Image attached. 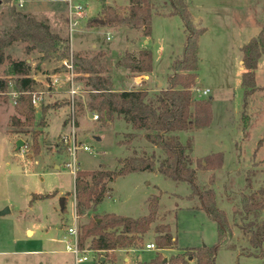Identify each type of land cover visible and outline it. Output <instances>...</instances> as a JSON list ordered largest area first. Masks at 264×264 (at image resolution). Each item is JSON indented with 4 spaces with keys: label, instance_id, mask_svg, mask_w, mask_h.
I'll list each match as a JSON object with an SVG mask.
<instances>
[{
    "label": "rangeland",
    "instance_id": "1",
    "mask_svg": "<svg viewBox=\"0 0 264 264\" xmlns=\"http://www.w3.org/2000/svg\"><path fill=\"white\" fill-rule=\"evenodd\" d=\"M183 1L195 21L202 23L196 26L206 29L198 39V81L191 91L194 99H210L212 118L209 126L205 128L180 132L179 139L183 144L189 142L191 144L187 156L191 160V168L195 170V185L203 191L212 190L215 193L217 208L226 215L230 230L223 235L220 243L231 250L236 247L237 252L243 255L253 254L251 257L238 256L236 252L225 250L221 246L215 261L216 264H264V248L261 255L257 256L259 250L249 248L238 229L250 221V219L245 220L243 216L240 203L242 197L248 196L251 191L264 189V54L255 70V91L247 98L245 107H243L244 90L240 85L244 71L241 64V48L264 28V0ZM72 2L85 6L88 15L74 27L76 31L72 35L68 25V9L64 8L67 7L66 1L33 0L25 3V7L60 9L52 22L45 17L37 18L45 20L53 32L68 39V57L72 54L73 58L81 57L89 61L96 54H100L105 75L111 73L113 90L147 88L151 94H156L167 85L172 61L182 54L185 44L180 16L163 15L172 10L167 0H151L150 36H141L140 31H130L126 28L112 29L96 22L101 20L100 6L103 3L125 8L128 4L127 0H108V2L72 0ZM10 6L20 11L15 0H0V32L10 27L8 17ZM81 29H91V31L77 33ZM70 36L74 49H80L78 52L72 51ZM131 38H136L134 39L136 42H132ZM27 45L25 42L13 43L7 54L13 59L31 61L32 63H27L32 68L40 66L36 51L26 53ZM143 48L151 52V81L148 82L147 74L144 73L138 76L142 83L137 88L129 87L131 80L128 79L133 77L132 74L124 68L117 67L116 63L126 52L135 54L134 49ZM61 52L62 49L52 54L50 64L42 65L41 69H46L50 73L64 72L66 80L64 78L59 87L53 89L47 86L36 89L34 87L32 93L40 97L44 95L43 92L47 95L44 100L41 99V106L47 107L48 110L60 107L65 109L66 113L63 117L69 128L67 132L60 133L61 113L60 116L49 117L48 138L43 128L10 127L8 115L12 109L8 101L17 97L13 84L4 94L5 99L0 98L1 105L8 103L4 108L0 106V211L6 208L9 210L4 216L0 215V264H75L74 255L65 248L66 243L73 245L74 238L66 236L62 240L61 236L59 241L55 240L58 229L65 230L72 226L75 219L79 228L89 219L85 216L76 218L75 196H73L75 174L82 170L95 171L101 166L110 171L115 170L120 166L118 160L129 157L133 150L138 155L152 154L153 160L157 162L155 170L116 177L109 184L111 191L96 210L109 214L114 212L124 217L146 216L147 200L156 196L159 197V212L152 227L167 224L177 239L174 249L159 251L165 260L175 255L181 248L216 245L215 222L209 219L204 210L192 209L199 205V200L192 198L189 184L161 176L157 168L163 161L164 154L159 149L144 143L142 135L127 138L128 133L132 131L128 132L122 121L116 120L111 125L101 126L100 120L94 119L98 113H91L86 107L90 89L86 84L87 77L84 74L73 73L74 86H72L68 81V69L64 64L66 60L61 57ZM7 66L8 63L0 66V78H6L4 71ZM32 75L33 69L31 77ZM156 82L162 83L163 86L156 87ZM195 88L208 89L210 93L206 97L199 98L194 91ZM71 89L76 92L74 111L75 122L78 124L75 129L70 127L69 122ZM35 112L38 119L40 113H37V108ZM6 128L18 132L16 139L24 143L21 150H17L13 145L19 153L11 151V143L5 133ZM21 131L23 133H19ZM34 131L39 133L37 139L39 152L36 154H33L31 146ZM73 137L76 145L90 148L89 152L77 150L75 174H72L71 169L67 167L70 163L69 148ZM119 142H128V146H122ZM50 194L55 195L31 202L32 195L41 198ZM62 197L66 199L64 208L60 211ZM263 219L264 214L259 216V220ZM28 229L32 232L29 230L27 235ZM153 229L146 234L140 247L142 261L148 262L156 252L146 251L144 246L148 242L155 243L157 235ZM89 243L90 239H87L84 247L89 248ZM124 255L123 252L116 254L115 261H120ZM98 261V258L94 259L93 254H89L88 261L78 264H118ZM129 264H135L132 258Z\"/></svg>",
    "mask_w": 264,
    "mask_h": 264
},
{
    "label": "trees",
    "instance_id": "2",
    "mask_svg": "<svg viewBox=\"0 0 264 264\" xmlns=\"http://www.w3.org/2000/svg\"><path fill=\"white\" fill-rule=\"evenodd\" d=\"M167 1L172 7L171 12L166 14L157 12V14L180 16L185 44L182 54L172 61L167 85L159 93L151 94L147 88L113 90L112 78L105 75L100 54H96L89 61L81 57L73 58L74 73L84 74L87 77L86 84L90 88L87 111L98 113L101 126H107L115 119H122L134 131L128 133L127 138H135L139 132L143 133V140L164 154L157 172L173 181L187 182L191 187L192 198L199 200V209L204 210L217 227L216 245L183 249L164 262V257L159 251L172 248L175 240L168 225L159 224L154 227L157 235L154 243L157 251L154 257L148 262H137V264H216V254L222 246L220 241L230 228L224 211L216 206L215 193L212 190H200L195 185V170L191 168V160L187 156L191 144L190 142L183 144L179 139L180 132L205 128L209 126L212 118L210 99H194L191 91L198 81V39L206 29L198 28L192 23L190 11L183 0ZM127 2L125 8L103 3L100 6L101 20L96 22L106 27H127L140 31L143 36H150L151 0H127ZM8 17L10 27L0 32V66L8 63L4 71L6 78H0V98L5 99L4 94L13 84L17 97L14 100L15 114L10 116L9 126L15 128L36 126L42 129L46 125L48 108L40 105V117L36 118L35 108L31 102V94L35 86V80L31 77L32 67L25 60L11 58L7 54V49L13 43L25 42L28 44L25 47L27 54L36 51L42 54L41 60H44L62 49L60 55L66 60L69 50L68 39L53 32L45 20L17 11L13 6L8 8ZM241 54L244 71L240 85L244 90L243 107H245L247 98L256 88L255 70L264 54V28L241 48ZM116 65L127 69L132 76L149 74L152 71L151 52L145 48L137 54L126 52ZM77 124L75 122V128ZM38 137L39 133L34 131L31 144L33 154L39 152ZM119 144L128 146V142H119ZM118 161L120 166L115 170L110 171L101 166L95 171H78L74 176L73 196H75L76 218L89 217L88 221L78 228V247L84 249L85 241L90 239L88 249L96 253L100 252L104 257H109L117 249L140 248L144 235L150 231L159 212V197L154 196L147 200L146 216L129 218L115 213H96V207L111 191L109 184L116 177L135 172L154 171L157 163L153 160L152 154L138 155L135 150L129 157ZM54 195H44L41 198L32 195L31 202ZM240 203L245 220L250 219L240 229L248 237L252 248L259 250L256 255L260 256L263 251L264 220H259V216L264 211V189L251 191L248 196L242 197ZM91 214L93 215L90 216Z\"/></svg>",
    "mask_w": 264,
    "mask_h": 264
},
{
    "label": "crops",
    "instance_id": "3",
    "mask_svg": "<svg viewBox=\"0 0 264 264\" xmlns=\"http://www.w3.org/2000/svg\"><path fill=\"white\" fill-rule=\"evenodd\" d=\"M16 1V4H17V6L20 8V12H24V13H27V14H31V15H34L35 17H45L47 20H49V22H52V19L53 18H55V16H56V14L57 13H59V11H60V9H47V8H40V9H36V8H34V7H32V6H28V7H25V3H29V2H32L33 0H15ZM64 1H66V0H64ZM107 2H108V0H106ZM82 5V4H81ZM84 7V9H85V6H83ZM23 8H25V9H23ZM64 8H66V7H64ZM85 14H86V16H88L87 15V9H85ZM191 14V13H190ZM191 18H192V23H194L195 25H199V23H201L200 21H195V19H194V17H192V15H191ZM202 24V23H201ZM99 28V27H98ZM110 28H112V29H115V28H123V29H128V30H130V31H135L136 32V30H132V29H129V28H127V27H110ZM91 29H95V28H91ZM91 29H88V30H78L77 31V33L78 32H88V31H91ZM76 31V30H75ZM74 29H73V31H71V35L72 34H74ZM142 36V35H141ZM134 39H136V38H131V40H132V42H136V40H134ZM107 40H109V37L107 38ZM70 43H71V36H70ZM243 47V46H242ZM9 48H11V47H9ZM8 48V49H9ZM7 49V50H8ZM71 49H72V51H76V52H78L80 49H74V47H73V45H72V43H71ZM144 49V48H143ZM143 49H134V51H136V53L135 54H137L139 51H141V50H143ZM37 55H38V58H37V61H39V63H40V66H37V67H35V68H32L33 69V75H32V78L35 80V89L38 87V88H42V87H44V86H47L48 88H51V89H53V88H57V87H59V85L61 84V82L62 81H64V78H65V80H66V77H65V73L64 72H52L51 71V73L49 72V71H47L46 69H41L42 67V65H45V64H50V62H51V60H52V58H46V59H44V60H41V56H42V54H39V53H37ZM241 56H242V54H241ZM25 60V59H24ZM23 60V61H24ZM25 61H27V62H31V61H29V60H25ZM241 61H242V57H241ZM32 63V62H31ZM40 69L42 70L41 72H40ZM243 69V68H242ZM43 70H45V71H43ZM127 70V69H126ZM125 70V71H126ZM128 71V70H127ZM46 72V73H45ZM49 72V73H48ZM107 74V73H106ZM108 76H111V73H110V75H108ZM146 77H148V82H150L151 81V75H150V73L149 74H147V76ZM137 79H138V76L136 77V76H133L131 79H128L129 81L131 80V84H130V86L129 87H133V86H135L136 88H137V86L138 85H136V81H137ZM56 81V82H55ZM113 85V84H112ZM162 85V83H159V82H156V87H159V86H161ZM163 86V85H162ZM114 87V86H113ZM165 87V86H164ZM127 90H132V89H130V88H127ZM127 90H121V91H127ZM36 91H38V92H41V91H39V90H36ZM115 91H118V90H115ZM43 92V91H42ZM41 92V93H42ZM149 92H150V90H149ZM51 93H54V92H51ZM43 96H41V98H42V100H44V98H46L47 97V95H45V93L43 92ZM12 99V98H11ZM10 104H11V112H10V114L8 115V119H9V117L11 116V115H13L14 113H13V111H14V107H13V104H14V100H10V101H8ZM8 105V103H5V104H0V106H2L3 108L5 107V106H7ZM40 105H41V103H40ZM39 110H40V106L37 108V113H40L39 112ZM59 113H61V119H62V131L60 132V133H62V132H67L68 130H69V128H68V126L65 124V117H63V115H65V113H66V111H65V109L63 108V107H60L59 109L58 108H50L48 111H47V114H46V125L43 127V129H45V132H46V136H47V138H48V126H49V117L51 116V115H59ZM60 116V115H59ZM116 120H119V121H122L123 122V120L122 119H115L114 121H116ZM114 121H112V122H114ZM7 122H8V120H7ZM111 122V123H112ZM111 123H108L107 124V126L108 125H111ZM124 123V122H123ZM7 124V123H6ZM125 124V123H124ZM126 125V124H125ZM126 127H127V131L128 132H130V131H132V132H134L133 130H132V128L129 126V125H126ZM6 131H5V133H6V135H7V138H8V141L11 143V151L12 152H17V153H19L18 151H16V149H14V147H13V145H15V143L18 141L17 139H16V134H18V132H16V131H14L13 129H11V128H6L5 129ZM127 132V133H128ZM138 135H142L143 136V133H141V132H139L138 133ZM144 141V140H143ZM144 143H147L146 141H144ZM149 144V143H148ZM150 145V144H149ZM123 146V145H122ZM127 147V146H126ZM0 166H1V164H0ZM55 168H58V166H55ZM74 176V175H73ZM66 199V198H65ZM196 199V198H195ZM191 200H194V199H191ZM199 205L197 206V207H193L192 209H196L197 211L198 210H200L199 208ZM96 213H101L102 214V212H99L98 210H96ZM114 213V212H113ZM116 214V213H115ZM263 214H264V211L261 213V215L263 216ZM125 217H127V216H125ZM131 217V216H130ZM129 217V218H130ZM139 217H141V216H139ZM209 217V216H208ZM133 218H138V217H133ZM210 219V218H209ZM264 220V219H263ZM214 223V222H213ZM214 226L216 227V225L214 224ZM154 227V226H153ZM153 227L151 226V228H150V231L153 229ZM238 229H239V231L241 232V237H242V239L246 242V243H248V245H249V248H252L251 247V245H250V243L248 242V237L247 236H245L244 234H243V232H242V230L240 229V227H238ZM30 229H28V230H26V232H27V235H28V231H29ZM154 230V229H153ZM31 231V230H30ZM149 231V232H150ZM216 231H217V227H216ZM32 232V231H31ZM58 232H59V229L57 230V236H58ZM148 232V233H149ZM147 233V234H148ZM154 233H155V231H154ZM156 234V233H155ZM173 235V237H174V240H175V244H174V246L172 247V248H168V249H165V250H172V249H174L175 248V246H176V241H177V239H176V237H175V233L174 234H172ZM57 236H55V240H57V241H59L58 240V238H57ZM145 236L146 235H144V238H145ZM144 238H143V240H144ZM217 240H218V232H217ZM149 243V242H148ZM147 243V244H148ZM146 245V244H145ZM144 245V246H145ZM206 246V245H205ZM263 248H264V242H263V246H262ZM186 248H191V247H186ZM186 248H181V249H178L177 250V253H180V252H182V250L183 249H186ZM222 248H224L225 250H228V251H231V252H236V254L238 255V256H246V257H251V255H253L252 253H251V255H243L242 253H238L237 252V250H236V247H233V250H231V249H228V248H225L224 247V244H222ZM146 250V249H145ZM164 250V251H165ZM147 251V250H146ZM148 251H152V250H148ZM153 251H157V250H153ZM31 253H38V252H40V251H30ZM120 252H123V253H125V255L124 256H122V258H121V260L120 261H115V259H116V254H118V253H120ZM156 253V252H155ZM176 253V254H177ZM140 254H142L141 253V251H140V248H137V249H134V248H131V249H129V250H123V249H117V250H115L114 251V253L112 254V255H110L109 257H104L103 255H101V257L99 258V261L98 262H101V263H104V262H106V261H111L112 263H118V264H129V262H130V259L132 258L133 260H134V263L135 264H137V262H147V261H142L141 259H140ZM155 255V254H154ZM263 255H264V252H263ZM112 257H113V260H112ZM101 258H103V260H101ZM153 258V257H152ZM76 264V263H75Z\"/></svg>",
    "mask_w": 264,
    "mask_h": 264
},
{
    "label": "built area",
    "instance_id": "4",
    "mask_svg": "<svg viewBox=\"0 0 264 264\" xmlns=\"http://www.w3.org/2000/svg\"><path fill=\"white\" fill-rule=\"evenodd\" d=\"M66 2H67L66 8L68 9V20H69L68 25L70 26L71 31H73L74 27L86 18L85 9L80 3L72 2V0H66ZM73 63H74V60H73V57L71 54V55H69L68 59H66V62L64 64L66 65V67L68 69V71H67L68 77H69L68 81H69V83H71L72 86H74L73 85L74 84V82H73V80H74ZM140 79L141 78L138 77V79L136 81V85H139L140 83H142ZM194 91H196V94L198 95L199 98L206 97L210 93V91L208 89L195 88ZM75 93H76L75 90L71 89V91H70L71 99H70V105H69V111H70L69 122H70V127L72 129H75V111H74V96L76 95ZM31 95H32L31 102H32L33 107L38 108L40 106L42 98L39 95H36L34 93H32ZM94 119H98V116L95 115ZM70 145H71V147L69 148L70 163L67 164V167L71 169L72 174H75V172L77 170V162H75L77 150L82 149L84 151L89 152L90 148L88 146L76 145L74 137H73V140H71ZM63 231L64 232L62 233V240L66 236L74 238L73 245H71L70 243H66L65 248L67 249L68 252H70L71 254L74 255L76 264L83 262V261H88L89 260V254H93L94 259L100 258L99 257V256H101L100 252H97V253L93 252L92 253V251L89 250L88 248L80 249L78 247L79 230L77 227L76 219H75V222L72 226L67 227L65 230L63 229ZM145 249L147 251L148 250H157V247L155 246V244L153 242H149L148 244L145 245Z\"/></svg>",
    "mask_w": 264,
    "mask_h": 264
},
{
    "label": "water",
    "instance_id": "5",
    "mask_svg": "<svg viewBox=\"0 0 264 264\" xmlns=\"http://www.w3.org/2000/svg\"><path fill=\"white\" fill-rule=\"evenodd\" d=\"M100 23H102V22L100 21ZM241 64H242V62H241ZM23 146H24V143H23L22 141H20V140H18V141L15 143V147L17 148V150H21V149L23 148ZM64 201H65V197H62V198L60 199V211H62L63 208H64ZM7 213H9V210H8L7 208L4 209V210H1V211H0V215H1V216H4V215L7 214ZM63 232H64L63 229H62V230H59V232H58V236H57L58 239H60V237L62 236V233H63ZM101 260H103V258H101ZM164 262H165V259H164Z\"/></svg>",
    "mask_w": 264,
    "mask_h": 264
}]
</instances>
